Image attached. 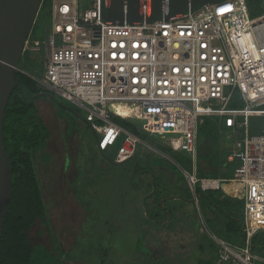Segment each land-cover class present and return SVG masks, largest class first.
<instances>
[{
  "label": "built area",
  "instance_id": "2783aa9c",
  "mask_svg": "<svg viewBox=\"0 0 264 264\" xmlns=\"http://www.w3.org/2000/svg\"><path fill=\"white\" fill-rule=\"evenodd\" d=\"M46 3L51 18L44 40L30 33L24 45L30 57L41 53L39 87L86 110L101 153L123 136L118 164L132 160L142 141L113 117L140 121L142 132L187 154L191 170L182 171L192 192L226 186L243 202L245 244L234 248L218 240L213 264L264 263L250 246L264 232V130L250 136L247 126L249 117H264V28L255 36L264 25V0L258 17L250 16L249 0H225L153 24H104L100 0H41L40 7ZM235 100L244 107L231 108ZM207 118L219 130L229 178L200 179L195 171L198 129Z\"/></svg>",
  "mask_w": 264,
  "mask_h": 264
},
{
  "label": "rangeland",
  "instance_id": "374dc122",
  "mask_svg": "<svg viewBox=\"0 0 264 264\" xmlns=\"http://www.w3.org/2000/svg\"><path fill=\"white\" fill-rule=\"evenodd\" d=\"M249 1L252 4L250 16H260L262 13L260 0ZM50 18V3H46L37 13L31 34L33 39L44 40ZM29 58L31 74L41 79L44 72L41 53ZM53 94L63 108L70 110L51 107L53 102L51 99L47 101L40 99L36 101L39 114L49 130L53 129L52 123H54L55 130L59 134L62 131L67 135L70 139L68 147L76 151L75 157L83 164L80 163L78 166L80 175L74 187L69 185L71 175L65 181L66 187L61 186L60 159H53L52 164L47 168L48 174L53 173L50 178L47 177V189L43 190L44 198L49 205L48 224L38 222L34 225L31 240L33 244L41 242L51 249L49 228H53L56 242L62 245L65 254L68 253L72 257V260L66 258L64 264H205L210 260L216 261L218 240L234 248L241 247L236 240L230 242L216 223L215 216L211 212L202 211L198 203L188 204L172 200L160 206L163 199L172 197L175 192L179 194L180 191L184 197H191L187 179L176 164L188 158L187 154L176 153L173 159L164 157L145 144L155 147L160 143L164 146L165 140L143 132L142 143L138 144L135 154V158L141 163L140 170L153 169V162L160 158L164 160L163 165L172 171L175 180L174 183H170L167 175L157 173L156 181L160 192L148 197L154 192H151L150 187L147 186L150 177L144 175L147 185L142 189L138 179L140 172L135 176L138 169L134 160L123 164L115 162L117 144L103 155L109 163L96 151L95 135L85 123L86 110ZM243 107V105L236 106V108ZM55 111L57 118L54 116ZM135 122L141 126L140 121ZM247 126L250 136L261 133L264 130V117H249ZM241 133L245 136L244 129H241ZM199 135L198 145L201 156L198 161L199 167H204L206 171L209 170L208 172L219 170L218 179L231 177L230 170L218 166L221 152L217 126L214 131L206 127ZM223 145L226 147L225 142ZM208 157L209 161L206 160ZM46 172L44 169L41 171V178ZM86 172H88L87 176ZM171 179L173 180L172 175ZM161 193L166 197L163 196L157 204ZM207 193L211 196L218 194L217 191H207ZM147 210L150 211V215L147 214ZM175 211L180 212L183 217H176ZM152 214L154 216H151ZM157 216L163 219L157 220ZM185 216L187 218L195 216L196 222L191 224ZM160 243L164 244L161 249L165 247V252L161 253L162 259L160 258L159 261L152 259L154 250L145 252L141 249L149 247L150 244L157 247ZM255 264L264 263L257 261Z\"/></svg>",
  "mask_w": 264,
  "mask_h": 264
},
{
  "label": "trees",
  "instance_id": "16d2710c",
  "mask_svg": "<svg viewBox=\"0 0 264 264\" xmlns=\"http://www.w3.org/2000/svg\"><path fill=\"white\" fill-rule=\"evenodd\" d=\"M44 8L47 9L48 7L44 6ZM29 57V54L23 53L18 65L17 79L19 83L15 85V89L9 98L3 124L4 148L12 169V196L6 215L3 218V233L0 239V264H64L66 258H71L72 260V257L68 253L65 254L61 245L56 242L53 229L49 231L53 245L52 250L47 249V247L41 244L34 245L28 234L38 221L48 224V208L44 200L35 163L39 157L41 161H46L47 157L44 153L51 132L39 115L36 101L51 99L41 97L40 94L42 93H49L54 97L53 92L39 87L35 80V78H38L33 76L29 70L31 63ZM51 102L53 107L61 110L64 109L56 101L55 97L51 99ZM237 105L241 104L235 100L230 104V107L236 108ZM112 121L124 130L137 136L140 140L143 138V132L133 121L122 120L117 117H113ZM214 122L215 120L208 118L204 120V123L198 129V142L200 131L204 128L207 127L214 131L216 127ZM122 139L123 136L118 141L117 147H119ZM154 148L164 157L173 159V155L176 154L160 143H157ZM200 157L198 145L197 176L200 179L217 180L220 177L219 170L215 169L208 172L209 170L206 171L200 168L198 165ZM206 160L209 161V157ZM163 161L160 158L156 159L154 167L165 166L163 165ZM138 163L141 166L139 160ZM225 163L226 157L221 154L218 166L225 167ZM176 164L181 170L186 172L191 170V161L188 158L181 162L178 161ZM224 178H229V176ZM148 187H150V191L152 192L153 186L149 184ZM154 188L155 192L152 196L160 192H158L157 181ZM217 193L211 196L207 192H202L197 187L195 195H200L198 199L199 208L202 211L211 212L215 216L216 223L225 232L230 242L236 240L243 247L245 244L242 217L243 203L240 200L226 196L222 188ZM163 196L166 197L161 193V198L157 199V204H159ZM147 214L150 215L149 210H147ZM151 216H154V214ZM158 219L162 220L163 218H158L157 216ZM250 246L253 254L264 259V232L256 234L251 239ZM213 263L210 260L205 264Z\"/></svg>",
  "mask_w": 264,
  "mask_h": 264
},
{
  "label": "water",
  "instance_id": "95a60500",
  "mask_svg": "<svg viewBox=\"0 0 264 264\" xmlns=\"http://www.w3.org/2000/svg\"><path fill=\"white\" fill-rule=\"evenodd\" d=\"M40 1L0 0V239L3 233V218L12 196V169L3 141L5 111L15 85L19 83L17 79L18 65L24 53L25 42L32 32L40 8ZM223 1L225 0H100V22L104 24H115V22H119V24H153L157 21L191 15L205 6ZM207 10H209L208 7ZM263 28L264 25L256 27V37L262 34ZM40 96L54 98L49 93H42ZM98 150L100 152L99 147ZM133 160L136 163V168L139 169L137 158L134 157ZM66 162L68 163V158ZM153 191L155 192L154 187ZM199 196H196V200ZM176 199L179 198L163 199L160 206L162 207L166 201ZM188 202L193 203L194 201ZM164 219L166 220V217ZM141 249L150 252L148 251L150 247L146 246Z\"/></svg>",
  "mask_w": 264,
  "mask_h": 264
},
{
  "label": "crops",
  "instance_id": "0c3cea01",
  "mask_svg": "<svg viewBox=\"0 0 264 264\" xmlns=\"http://www.w3.org/2000/svg\"><path fill=\"white\" fill-rule=\"evenodd\" d=\"M47 101V100H45ZM51 105V104H50ZM49 105V106H50ZM51 107H53V105H51ZM54 109V108H53ZM55 110V109H54ZM56 111L54 112V116L56 117ZM40 115V114H39ZM42 118V117H41ZM57 118V117H56ZM43 119V118H42ZM53 125V129L51 128L50 129V132H51V135H50V138H49V141L47 143V148L45 150V155L47 157L46 161L43 162L41 161L40 157L36 160L37 164L35 163L36 165V169H37V174H38V178L40 180V183H41V188H42V191L45 189H47V177H51V175L53 173H50L48 174V170L47 168H49V166L52 164L53 162V159H57V160H61L59 162H61V170L59 172V181L61 183V186L63 188H65V181H67V177L69 175L72 176V179L70 181V184L69 185H75V182L76 180H78L79 178V170H78V166H80V163H82L81 160L77 159L76 156V151L73 150L72 148H69L68 147V141H70V139H68L67 135L66 134H63V132L61 131L60 134L59 132H57V130H55V127H54V123H52ZM68 139V140H67ZM97 143V142H96ZM154 148V147H153ZM96 151L100 154V152L98 151L97 147H96ZM106 152H103L101 153L102 155H104ZM74 154V156H73ZM100 154V155H101ZM68 158V163L66 162V159ZM81 161V162H80ZM83 164V163H82ZM67 167V168H66ZM203 170H207L205 169L204 167H201ZM224 167H222L223 169ZM45 170L47 171L43 177L41 178V171L42 170ZM226 169V168H225ZM87 170V169H86ZM195 171L197 173V164H196V168H195ZM58 173V172H57ZM88 175V172H86V176ZM188 186V185H187ZM72 187V188H73ZM189 187V186H188ZM226 186H223L222 189L225 193L226 196H229L230 197V193H229V190L227 191L228 188H225ZM197 188V187H196ZM195 188V189H196ZM189 191L191 192V197L190 198H196V195H195V192H192L191 189L189 188ZM44 196V195H43ZM45 200V198H44ZM45 203H46V206L48 207V212H49V205L47 204V201L45 200ZM39 222V221H38ZM37 222V223H38ZM41 224V222H39ZM51 229V227L49 228V230ZM53 229V228H52ZM54 231V230H53ZM32 230L28 233L29 236H30V239L32 240ZM55 233V231H54ZM56 235V234H55ZM35 244H41V245H44L45 247H47L45 244L41 243V242H36L34 243ZM162 246H164L163 243H160L157 247H155V245H152L150 244V249L149 251L151 250H154V254L152 255V259H154L155 261H159V259L161 258L162 259V256H161V253L163 254V252H165V247L164 249H161ZM53 248V245L51 243V249L47 247V249L49 250H52ZM74 261V260H73ZM79 264V263H78ZM83 264V263H81Z\"/></svg>",
  "mask_w": 264,
  "mask_h": 264
},
{
  "label": "flooded vegetation",
  "instance_id": "af4514ba",
  "mask_svg": "<svg viewBox=\"0 0 264 264\" xmlns=\"http://www.w3.org/2000/svg\"><path fill=\"white\" fill-rule=\"evenodd\" d=\"M159 155H161V154H159ZM163 156V155H162ZM153 163H155V162H153ZM153 169H151V168H145V170L144 171H141L140 170V167H139V169H138V171L135 173V176H137V173H141V176H138V179H139V182H140V184H141V188L142 189H144V187L147 185V181H146V179H145V177H144V175L146 174V176H149L150 177V183H148V185L150 184V185H152L153 187H154V185H155V182H156V174L157 173H160V174H162V175H167L168 177H167V180H170V183H174V174H172V171L169 169V167H167V166H162V167H159V168H157V167H152ZM139 173V174H140ZM171 175H172V177H173V180L171 179ZM147 185V186H148ZM154 193V192H153ZM153 193L152 194H150L148 197H152V195H153ZM172 197H178L179 199L177 200L176 199V201H182L183 203H188V204H196V203H198V201L199 200H196V198H187V197H184L183 195H182V192H180L179 191V194L177 193V192H175V194L172 196ZM199 199V198H198ZM188 201H194L193 203H191V202H188ZM175 216L176 217H178V218H180V217H183V216H181V213L180 212H177V211H175ZM186 217V216H185ZM186 219L192 224V223H194V222H196V217L195 216H190L189 218H187L186 217ZM189 223V224H190ZM61 247H62V245H61ZM63 249V248H62ZM64 250V249H63ZM64 252H66L65 250H64Z\"/></svg>",
  "mask_w": 264,
  "mask_h": 264
},
{
  "label": "bare ground",
  "instance_id": "6f19581e",
  "mask_svg": "<svg viewBox=\"0 0 264 264\" xmlns=\"http://www.w3.org/2000/svg\"><path fill=\"white\" fill-rule=\"evenodd\" d=\"M117 112H119V114H121V115H126V109L124 108V107H122V106H117Z\"/></svg>",
  "mask_w": 264,
  "mask_h": 264
}]
</instances>
